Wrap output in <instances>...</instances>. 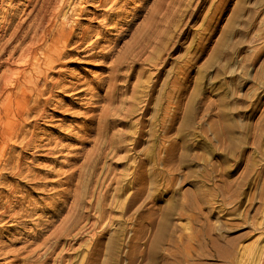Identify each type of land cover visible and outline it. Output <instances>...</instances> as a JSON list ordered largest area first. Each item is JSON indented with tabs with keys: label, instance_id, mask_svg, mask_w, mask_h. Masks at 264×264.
Listing matches in <instances>:
<instances>
[{
	"label": "rangeland",
	"instance_id": "374dc122",
	"mask_svg": "<svg viewBox=\"0 0 264 264\" xmlns=\"http://www.w3.org/2000/svg\"><path fill=\"white\" fill-rule=\"evenodd\" d=\"M72 1L85 39L69 36L47 92L29 98L23 143L0 150V264H252L264 0ZM33 2L0 0V35Z\"/></svg>",
	"mask_w": 264,
	"mask_h": 264
},
{
	"label": "bare ground",
	"instance_id": "6f19581e",
	"mask_svg": "<svg viewBox=\"0 0 264 264\" xmlns=\"http://www.w3.org/2000/svg\"><path fill=\"white\" fill-rule=\"evenodd\" d=\"M65 1L66 0H49L47 5L45 4L46 6H44L45 0H41V2L39 3V7L37 8L36 12H34L36 9L33 11L31 8L30 10L33 11L32 13L29 12L28 16L26 15L27 17L26 16H25V18L22 17V20L16 21L17 23H15V24L14 23L11 24L13 26H11L10 29H8V33L4 32L3 35H0V40L2 39V41H0V126H2V130L0 129V150L5 149L6 147L9 148L11 144L14 147L15 144H13V140H15V141L19 140V141H17V143L19 145H20L19 142L23 143V140L26 136L25 135L26 132L21 131V129L23 127H24L23 130L25 129V126H23L22 122L25 123V119H27L28 114L30 115V113H31V112H29L30 108H32V106H30V104H29V98L32 97L33 94L38 95V96L41 94L43 95V93L46 91L44 89H45L46 84H48L47 77L49 75V72L52 69H54V67L59 63V60L62 58V56H64L66 54V52H67V41L69 39V36H72V37L76 36L77 37V40L75 39L76 42H74L76 44H79L80 42H82L85 39V36H86L85 33L82 32L81 34L79 33V35L74 33V29L78 25V24L76 25L77 22L74 21L75 19L74 20L68 19V15L69 14L71 15L74 11H78V13L80 12L79 11L80 7H78V4H80V3H78V1H77V3L72 6L71 5L72 3L70 1L71 4L69 3V5L71 7L69 8V11H66V10H64L65 3H66ZM34 2H36V0H34ZM67 2H68V0H67ZM81 2H83V1H81ZM66 5H67V3H66ZM69 5H68V7H69ZM37 6H38V4H37ZM111 7H112V5H111ZM117 7H116V9H118ZM65 9H66V7H65ZM110 9H108V10H110ZM112 9H113V11L116 10V9H114V7ZM120 9H118V10H120ZM80 10H82V8ZM8 12H9V10H8ZM5 13H7V12H5ZM15 15H13V18H15L14 17ZM60 16H62L63 18L66 19V23H63L59 20ZM75 16H76V14H75ZM8 23H10V22H8ZM67 23H69V24H67ZM5 25H6V23H5ZM0 31H2V30H0ZM12 41L14 42V44L12 43V46L10 45L8 48L9 43ZM70 41H71V39H70ZM70 41H69V43H70ZM137 42H138V40H137ZM139 47H141V45L138 46V48ZM4 52H6V54H5L6 56H3ZM16 53H17V56L14 59ZM138 53H137V55H138ZM1 68H3V69L1 70ZM107 77L109 78V75H107ZM109 79L111 80V77ZM48 80H51V78ZM54 81L57 84L58 80L56 78ZM49 82L51 83V81H49ZM107 82L111 83V85L113 83V82H109V80ZM52 85H53V81H52ZM111 85H108V86L110 87ZM46 88H47V86H46ZM110 88H112V87H110ZM112 89H114V88H112ZM112 92H113V90H112ZM109 93H111V91ZM109 95L104 94V96L107 97V99H106L107 101H109L108 99L111 96V95L110 96ZM30 99H32V98H30ZM38 101L39 100L37 99V102H36L37 104H39ZM10 109H11V115L12 116H10V118L7 119L6 115ZM31 110H35V107H34V109L32 108ZM39 112H41V111L39 110ZM2 119H6V120L2 121ZM14 119H16V121H14ZM168 119H171L170 115H168ZM28 135H27V137H28ZM28 139H25V140L28 141ZM7 143H8V146H7ZM24 144H25V141H24ZM26 144H25V146H26ZM13 147H12V149H13ZM94 148H96V147H94ZM10 149H9V151H10ZM98 149H100V147H97V150ZM3 152H4V150L1 151V153H0L1 158L3 157L2 156ZM97 152H99V151H97ZM90 155H91V153H89V152L85 155V157H84L85 163H86V161H87V163H89L91 161L90 157H89ZM12 156L14 158V155H12ZM6 157H8V156H6ZM8 158H10V157H8ZM0 160L2 161V159H0ZM5 160H6V158H5ZM8 160H10V159H8ZM12 160L15 161V159H12ZM5 164L6 163H4V165ZM2 166H3V164L1 165L0 168H2ZM8 166H7V164L5 165V167H8ZM12 166L15 167V164L14 165L12 164ZM10 167H11V165H10ZM68 180H69V177H68ZM119 183H120V181H119ZM117 185H119V184L117 183ZM119 187L120 186H118V187L116 186V188H114L115 192L117 191V189ZM70 191L74 192V193H72L74 196H77V194L75 195V191H73V189H71ZM68 192H69V190H68ZM82 195H83V193H82ZM72 199H74V197ZM75 199H76V197H75ZM77 202H79V201H77ZM72 209H73V206H72ZM100 217H101V215H100ZM75 220H76V218H75ZM72 222H73V220H72ZM73 224L74 223H72L71 225L73 226ZM65 225H67V224H65ZM90 225H92V224H90ZM258 250H259V252H258L257 256L255 255L256 259H254V261L251 260L253 262L252 264H264V248H262L261 250L260 249H258ZM250 258H251V256H250ZM29 261H30V259H29ZM34 263H36V262H34ZM58 263H60V260ZM58 263H56V264H58ZM29 264H31V263H29Z\"/></svg>",
	"mask_w": 264,
	"mask_h": 264
}]
</instances>
